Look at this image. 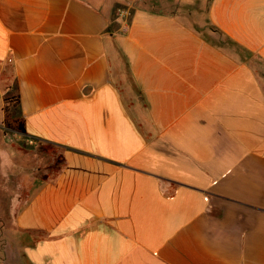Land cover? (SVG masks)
<instances>
[{
    "label": "crops",
    "instance_id": "obj_1",
    "mask_svg": "<svg viewBox=\"0 0 264 264\" xmlns=\"http://www.w3.org/2000/svg\"><path fill=\"white\" fill-rule=\"evenodd\" d=\"M0 181V264H264V0H0Z\"/></svg>",
    "mask_w": 264,
    "mask_h": 264
},
{
    "label": "rangeland",
    "instance_id": "obj_2",
    "mask_svg": "<svg viewBox=\"0 0 264 264\" xmlns=\"http://www.w3.org/2000/svg\"><path fill=\"white\" fill-rule=\"evenodd\" d=\"M11 98H13L14 100L16 99L15 90L12 92ZM15 106L16 104L14 102V104H12L11 107H9L10 113L12 108H14ZM6 132L9 134L11 139H15V140L19 139L18 142L20 145L17 144V148L18 150H20L22 154L21 162L24 168H27V170L29 171L28 173L26 174L24 173L21 175L23 176L22 182L24 184L28 182V180L26 179L32 173L35 172L36 170L35 168H38V175L41 178H46L48 176H55L58 173L63 163V150L61 148L52 145L43 144L42 142H35L24 136H20V134L16 135L15 132L17 131L11 130L7 128V126H6ZM3 197H5L6 206H7V202L9 201L8 193L5 194ZM1 206L2 208L5 207V205L2 202H1ZM13 258L14 256H12L11 264H15V259L13 260ZM23 264H29V263L24 262Z\"/></svg>",
    "mask_w": 264,
    "mask_h": 264
},
{
    "label": "trees",
    "instance_id": "obj_3",
    "mask_svg": "<svg viewBox=\"0 0 264 264\" xmlns=\"http://www.w3.org/2000/svg\"><path fill=\"white\" fill-rule=\"evenodd\" d=\"M16 104V106H18L19 104V99L16 96V99L14 100L13 98H11L10 96L5 98V107H4V111H5V125L7 126V128L17 131L19 133L22 134H26V128H25V123L22 119H16L13 117V115L10 113L9 111V107H11L12 104Z\"/></svg>",
    "mask_w": 264,
    "mask_h": 264
}]
</instances>
